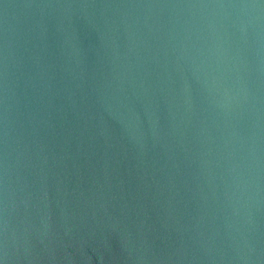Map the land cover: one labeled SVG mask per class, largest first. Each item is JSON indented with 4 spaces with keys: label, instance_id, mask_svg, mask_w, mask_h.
Returning a JSON list of instances; mask_svg holds the SVG:
<instances>
[{
    "label": "water",
    "instance_id": "95a60500",
    "mask_svg": "<svg viewBox=\"0 0 264 264\" xmlns=\"http://www.w3.org/2000/svg\"><path fill=\"white\" fill-rule=\"evenodd\" d=\"M0 264H264V0H0Z\"/></svg>",
    "mask_w": 264,
    "mask_h": 264
}]
</instances>
